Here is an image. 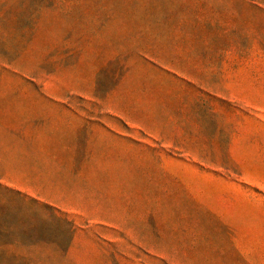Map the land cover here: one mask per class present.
Here are the masks:
<instances>
[{
    "label": "rangeland",
    "instance_id": "374dc122",
    "mask_svg": "<svg viewBox=\"0 0 264 264\" xmlns=\"http://www.w3.org/2000/svg\"><path fill=\"white\" fill-rule=\"evenodd\" d=\"M0 264H264V10L0 0Z\"/></svg>",
    "mask_w": 264,
    "mask_h": 264
},
{
    "label": "trees",
    "instance_id": "16d2710c",
    "mask_svg": "<svg viewBox=\"0 0 264 264\" xmlns=\"http://www.w3.org/2000/svg\"><path fill=\"white\" fill-rule=\"evenodd\" d=\"M248 3L264 10V0H245ZM19 195V193H17Z\"/></svg>",
    "mask_w": 264,
    "mask_h": 264
}]
</instances>
